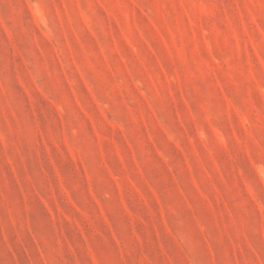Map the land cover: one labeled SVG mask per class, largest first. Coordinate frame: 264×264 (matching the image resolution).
I'll return each mask as SVG.
<instances>
[{
    "label": "rangeland",
    "instance_id": "rangeland-1",
    "mask_svg": "<svg viewBox=\"0 0 264 264\" xmlns=\"http://www.w3.org/2000/svg\"><path fill=\"white\" fill-rule=\"evenodd\" d=\"M0 264H264V0H0Z\"/></svg>",
    "mask_w": 264,
    "mask_h": 264
}]
</instances>
